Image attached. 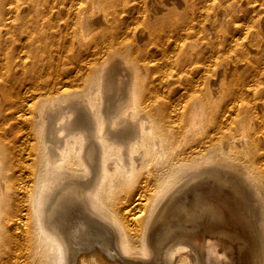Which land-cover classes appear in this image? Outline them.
<instances>
[{
  "label": "bare ground",
  "instance_id": "obj_1",
  "mask_svg": "<svg viewBox=\"0 0 264 264\" xmlns=\"http://www.w3.org/2000/svg\"><path fill=\"white\" fill-rule=\"evenodd\" d=\"M0 264H264V0H0Z\"/></svg>",
  "mask_w": 264,
  "mask_h": 264
}]
</instances>
